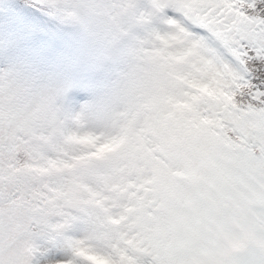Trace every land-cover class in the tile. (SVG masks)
I'll use <instances>...</instances> for the list:
<instances>
[{"label": "snow or ice", "instance_id": "obj_1", "mask_svg": "<svg viewBox=\"0 0 264 264\" xmlns=\"http://www.w3.org/2000/svg\"><path fill=\"white\" fill-rule=\"evenodd\" d=\"M0 264H264V0H0Z\"/></svg>", "mask_w": 264, "mask_h": 264}]
</instances>
